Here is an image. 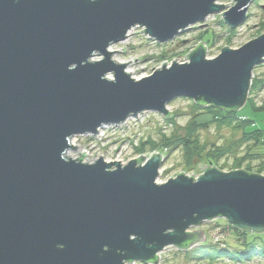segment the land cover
<instances>
[{
    "label": "water",
    "instance_id": "water-1",
    "mask_svg": "<svg viewBox=\"0 0 264 264\" xmlns=\"http://www.w3.org/2000/svg\"><path fill=\"white\" fill-rule=\"evenodd\" d=\"M261 1L233 0L224 11L218 0H0V264H157L164 249L202 241L188 230L217 217L264 233L260 175L198 164L196 180L180 173L157 185L158 154L122 167L102 156L84 164L85 152L64 157L77 148L70 137L144 112L168 117L175 98L243 107L264 34L214 59L199 43L187 63H163L140 80L108 48L134 27L167 43L216 14L234 30Z\"/></svg>",
    "mask_w": 264,
    "mask_h": 264
},
{
    "label": "rangeland",
    "instance_id": "rangeland-1",
    "mask_svg": "<svg viewBox=\"0 0 264 264\" xmlns=\"http://www.w3.org/2000/svg\"><path fill=\"white\" fill-rule=\"evenodd\" d=\"M218 4L226 5V11L234 2L218 0ZM263 7L264 0L252 3L245 23L237 29L229 30L220 14L211 15L203 23L191 26L171 42L163 44L148 38L140 32L142 28L136 27L124 42L108 48L112 52L118 51L111 54V60L127 63L125 72L130 71L132 79L140 80L161 68L163 63L169 68L173 60L179 59L175 62L181 64L199 43L205 48V58L214 59L222 48L236 50L264 34ZM100 60L102 57L99 56L91 59L92 62ZM252 77L246 103L234 110V118L225 119L227 113L220 108L201 106L192 99L179 97L166 106L170 113L168 117L144 112L124 124L101 127L96 135L77 141L79 153L67 152L64 157L75 160L85 152L91 158L83 157L84 164H93L102 156L105 163L120 161L122 167L140 156L145 157L140 162L143 166L153 154H158L161 165L155 180L157 185L175 179L180 173L196 180L204 172L197 168L198 164L209 169L214 167L222 173L243 170L264 177V111H259L264 106V61L253 69ZM106 78L113 79L111 74ZM253 79L258 80L260 86L258 91L250 92ZM219 230L224 231L220 236ZM193 231H201L203 240L188 249L169 247L163 250L157 256V264H264V233L236 228L221 217L206 220L190 228L188 233ZM243 231L247 232L246 237L241 235ZM213 249L225 250L237 259H218L212 255ZM247 250L252 252L243 258L238 257Z\"/></svg>",
    "mask_w": 264,
    "mask_h": 264
},
{
    "label": "trees",
    "instance_id": "trees-1",
    "mask_svg": "<svg viewBox=\"0 0 264 264\" xmlns=\"http://www.w3.org/2000/svg\"><path fill=\"white\" fill-rule=\"evenodd\" d=\"M230 30V29H229ZM231 32V31H230ZM262 32H264V25L262 26ZM260 85H258V80L256 81V80H252V83H251V87H250V92H254L255 90H257V88L259 87ZM258 91V90H257ZM198 104H200V105H202V106H204V104H202V103H198ZM263 105H264V102H263ZM221 110H223V109H221ZM224 111V110H223ZM259 111L260 112H263L264 111V106L263 107H261V108H259ZM224 112H226L227 114H226V116H225V119L226 118H234L235 117V112H234V110H225ZM216 118V117H215ZM216 120L217 121H221V119H218V118H216ZM243 234H241L242 236H247V232L246 231H243L242 232ZM264 236V235H263ZM185 248H187V246H185ZM214 250V249H213ZM212 251V250H211ZM250 252H252V251H250V250H247V251H243V253L240 255V256H238L239 258H243V257H245V255H248ZM209 254H211V252H208ZM206 256H209L208 254H205ZM212 255H215L218 259L219 258H224V257H227L228 259H237L235 256H233L231 253H228L227 251H225V250H217V249H215L214 250V253L212 254ZM239 258H238V260H239ZM156 261V260H155Z\"/></svg>",
    "mask_w": 264,
    "mask_h": 264
},
{
    "label": "bare ground",
    "instance_id": "bare-ground-1",
    "mask_svg": "<svg viewBox=\"0 0 264 264\" xmlns=\"http://www.w3.org/2000/svg\"><path fill=\"white\" fill-rule=\"evenodd\" d=\"M218 2H216V4H217ZM135 28V27H134ZM133 28V29H134ZM143 30V29H142ZM129 33H130V31L127 33V38H128V36H129ZM169 42H171V41H169ZM168 43V42H167ZM109 52H112V50L110 51V49L108 50ZM113 61L116 63V64H126V63H123V62H120V61H118V60H115V59H113ZM181 64H183V62L181 63ZM127 65V64H126ZM127 73L129 74H131V72L130 71H127ZM127 121V120H126ZM125 121V122H126ZM124 122V123H125ZM124 123H122V124H124ZM121 125V124H120ZM85 136H89V135H84V136H73V137H70L68 140V144L69 145H71L72 147H75L76 145H73V144H71L72 142H73V140H79L80 138H83V137H85ZM77 147V146H76ZM70 152H80V149L77 147L75 150L73 149V150H71ZM222 247V246H221ZM225 246H223L222 248H224ZM169 248V247H168ZM189 248V247H188ZM187 248V249H188ZM167 249V248H166ZM165 250V249H164ZM181 250H183V249H181ZM160 254V253H159ZM158 254V255H159ZM158 255H156V256H158ZM140 263H142V262H138V264H140ZM142 264H153V263H142Z\"/></svg>",
    "mask_w": 264,
    "mask_h": 264
},
{
    "label": "built area",
    "instance_id": "built-area-1",
    "mask_svg": "<svg viewBox=\"0 0 264 264\" xmlns=\"http://www.w3.org/2000/svg\"><path fill=\"white\" fill-rule=\"evenodd\" d=\"M187 62H188V59L186 58V59L184 60L183 63H187ZM177 63H178V62H177ZM71 144L76 145V144H77V140H73V142H72ZM223 232H224V231H223ZM223 232H221V231L219 230V231H218L219 236H220V234L223 233ZM219 236H218V237H219Z\"/></svg>",
    "mask_w": 264,
    "mask_h": 264
}]
</instances>
